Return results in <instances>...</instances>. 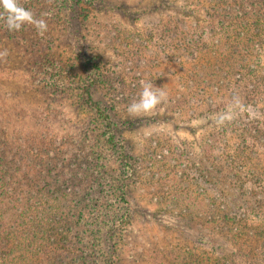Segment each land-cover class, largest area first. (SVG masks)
Returning <instances> with one entry per match:
<instances>
[{
  "label": "rangeland",
  "instance_id": "374dc122",
  "mask_svg": "<svg viewBox=\"0 0 264 264\" xmlns=\"http://www.w3.org/2000/svg\"><path fill=\"white\" fill-rule=\"evenodd\" d=\"M247 2L19 0L43 35L0 9V158L41 213L63 196L89 212L93 264H264V210L246 209L264 207V146L238 151L264 129V31L248 28L264 6L244 26ZM141 81L167 100L131 116ZM41 253L27 264L74 261Z\"/></svg>",
  "mask_w": 264,
  "mask_h": 264
},
{
  "label": "trees",
  "instance_id": "16d2710c",
  "mask_svg": "<svg viewBox=\"0 0 264 264\" xmlns=\"http://www.w3.org/2000/svg\"><path fill=\"white\" fill-rule=\"evenodd\" d=\"M245 5L248 6L246 9L247 11L240 13L244 17V26H247L250 23L246 21L245 18H252L250 14L251 9L264 6V0H250V3L247 2ZM240 9H242V7H240ZM254 12H256V10H254ZM260 18L261 17H256V19H251V27L250 25L248 27L251 29L253 28V31L257 34L264 31V26H262ZM262 22H264V20ZM245 29H247V27ZM244 30H242L243 33ZM250 30H245L246 34L250 32ZM250 41L253 40L250 39ZM261 80L262 79L258 80V82L260 81L261 83ZM259 86L260 85H250L249 92L257 93ZM240 132L243 139L241 140L242 144L238 151H240L241 158L249 161L250 159L246 157L245 153L256 155L254 151L256 145L254 143L249 145V138L250 140L260 142L262 146H264V129L256 126L242 129ZM1 159H4L5 163H3ZM6 159L7 155L5 151L2 150L0 158V264H27L33 255L40 254L41 252L45 257H49L51 253L55 252L56 255L61 253L57 256L58 258L64 254L69 255L74 260L70 264H93L90 259L87 260L83 256L84 253L81 251V249L85 251L88 250L93 241H77L79 239L78 233L82 231H84V233L88 232L85 225H87V221H90L91 218L89 212L83 210V208L80 212L75 206L70 204L66 196H63V199L62 197L57 201L55 199L54 203L49 205L48 212L41 213V210L37 209L31 201L26 199L30 191L27 193L26 186L22 181L16 180L14 176L11 175L10 172L13 162L11 161L9 164L6 162ZM234 170L236 169L233 167V172ZM218 171L221 172V168H218ZM250 179L253 180L251 177ZM256 180L258 182V179L255 178V181ZM258 190L264 192L262 189ZM249 195L253 198L257 196V193L253 192ZM257 203V200L251 201V204L247 203L246 209H250L251 212H254L253 210H264V207ZM32 206H34V208ZM260 214L261 212H256L255 217L258 218V216H261ZM78 215L82 217L81 221L78 220ZM69 232L70 235L73 236L74 241H69ZM11 241L16 245V254L12 262L7 259L8 245ZM77 245H84L85 247L80 246L78 250ZM113 247L114 246L110 248ZM24 253L30 256V259H26ZM93 253H95V251H93ZM114 253L116 254V252ZM115 259L116 256H113V260ZM43 263L56 264L54 260L50 258H47V261Z\"/></svg>",
  "mask_w": 264,
  "mask_h": 264
},
{
  "label": "clouds",
  "instance_id": "9594fccd",
  "mask_svg": "<svg viewBox=\"0 0 264 264\" xmlns=\"http://www.w3.org/2000/svg\"><path fill=\"white\" fill-rule=\"evenodd\" d=\"M0 9L6 14V24L10 31H19L25 24L34 26L40 35L47 31L46 19L35 17L30 10L19 4V0H0ZM7 54L5 50L0 53V57H6ZM141 88L139 98L128 105L127 111L131 116L149 114L167 100V94L163 88H157L154 84L143 81H141Z\"/></svg>",
  "mask_w": 264,
  "mask_h": 264
}]
</instances>
